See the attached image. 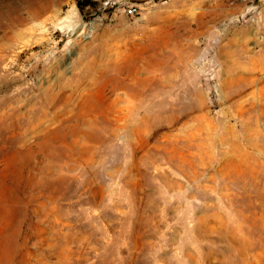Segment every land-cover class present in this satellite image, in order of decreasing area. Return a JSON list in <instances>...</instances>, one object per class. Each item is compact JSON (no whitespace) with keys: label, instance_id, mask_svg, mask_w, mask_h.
I'll return each mask as SVG.
<instances>
[{"label":"rangeland","instance_id":"374dc122","mask_svg":"<svg viewBox=\"0 0 264 264\" xmlns=\"http://www.w3.org/2000/svg\"><path fill=\"white\" fill-rule=\"evenodd\" d=\"M0 264H264V0H0Z\"/></svg>","mask_w":264,"mask_h":264},{"label":"built area","instance_id":"2783aa9c","mask_svg":"<svg viewBox=\"0 0 264 264\" xmlns=\"http://www.w3.org/2000/svg\"><path fill=\"white\" fill-rule=\"evenodd\" d=\"M134 12H136V9L133 8V7L128 8V10H127V13L130 14V15L133 14Z\"/></svg>","mask_w":264,"mask_h":264},{"label":"trees","instance_id":"16d2710c","mask_svg":"<svg viewBox=\"0 0 264 264\" xmlns=\"http://www.w3.org/2000/svg\"><path fill=\"white\" fill-rule=\"evenodd\" d=\"M80 6L83 5V4H79Z\"/></svg>","mask_w":264,"mask_h":264}]
</instances>
